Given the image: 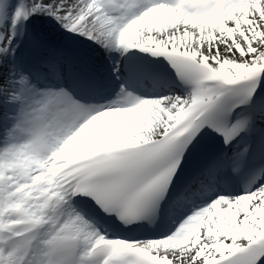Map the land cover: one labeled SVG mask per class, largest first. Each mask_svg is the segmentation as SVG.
Returning <instances> with one entry per match:
<instances>
[{
  "label": "snow or ice",
  "instance_id": "1",
  "mask_svg": "<svg viewBox=\"0 0 264 264\" xmlns=\"http://www.w3.org/2000/svg\"><path fill=\"white\" fill-rule=\"evenodd\" d=\"M0 264H264V0H0Z\"/></svg>",
  "mask_w": 264,
  "mask_h": 264
}]
</instances>
